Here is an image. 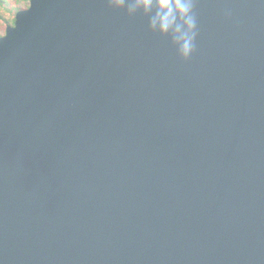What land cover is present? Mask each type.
<instances>
[{"label": "water", "instance_id": "water-1", "mask_svg": "<svg viewBox=\"0 0 264 264\" xmlns=\"http://www.w3.org/2000/svg\"><path fill=\"white\" fill-rule=\"evenodd\" d=\"M194 11L188 61L108 0L16 13L0 264H264V0Z\"/></svg>", "mask_w": 264, "mask_h": 264}, {"label": "clouds", "instance_id": "clouds-1", "mask_svg": "<svg viewBox=\"0 0 264 264\" xmlns=\"http://www.w3.org/2000/svg\"><path fill=\"white\" fill-rule=\"evenodd\" d=\"M196 0H108L110 7L127 10L129 17L143 13L154 34L171 37L178 55L188 61L195 51Z\"/></svg>", "mask_w": 264, "mask_h": 264}, {"label": "rangeland", "instance_id": "rangeland-1", "mask_svg": "<svg viewBox=\"0 0 264 264\" xmlns=\"http://www.w3.org/2000/svg\"><path fill=\"white\" fill-rule=\"evenodd\" d=\"M28 6L29 0H0V37L13 25L16 13Z\"/></svg>", "mask_w": 264, "mask_h": 264}]
</instances>
